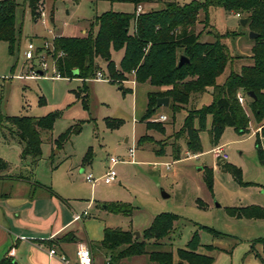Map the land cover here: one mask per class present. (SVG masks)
Instances as JSON below:
<instances>
[{"label":"rangeland","instance_id":"1","mask_svg":"<svg viewBox=\"0 0 264 264\" xmlns=\"http://www.w3.org/2000/svg\"><path fill=\"white\" fill-rule=\"evenodd\" d=\"M16 1L18 6L12 52L8 42L0 41V125L8 135L5 140L0 127V157L9 164L4 173L13 175L23 172L51 187L64 198L76 202L79 211L89 201V215L84 223L94 241L102 237L105 226L141 233L157 214L169 212L179 217L157 249L172 250L173 264H188L180 262L175 252L177 248L185 247L196 230L201 244L213 247L210 251L204 247L198 249L200 253L213 257L211 264H264L261 244H255L249 252L251 241L264 237V219H236L226 212L232 206H264V163L260 161L256 150L259 138L264 152V136L254 131L257 127L261 131L264 119L260 123L255 122L244 104L250 118L249 131L239 134L234 128L225 127L217 145L223 146L228 159L217 160L211 151L214 145L210 142L208 132L212 116L207 115L205 126L199 131L202 152L199 155L190 151L186 154L185 141L182 137H176V131L183 124L188 109L211 103V94H192L189 103L176 112H172L169 106L158 107L149 121H154L153 118L161 113L166 115L163 121L165 130L159 133L146 129L145 122L140 120L145 111L147 92L156 88L147 82L136 83L133 73L123 79H115L113 83L108 77L105 62L98 59L104 80L93 77L82 81L77 77L63 78L55 75L51 57L55 35L82 36L95 16L105 11L133 13V3L43 0L37 18L33 19L27 0ZM177 1L183 4L192 0ZM146 4L141 5L147 11ZM158 5L154 9L161 8L163 3ZM40 11H43V16ZM239 17L234 12L211 6L208 8V19L200 12L195 23L194 31L199 34L200 41H213L217 35L226 46L230 60L216 79L217 82H222L230 69L238 70L241 65L250 62L253 39L248 37L247 25L242 26ZM28 43L34 45V56L31 59L25 58ZM111 53L112 60L118 66L122 51ZM38 67L42 69V74L36 72ZM83 86L85 92H82ZM84 93L87 95L86 108L81 100ZM55 111L59 112V116L52 129L40 130L42 153L31 169L29 160L21 161L19 141L9 137L5 129L8 124L3 117H41ZM114 120H120L119 125L111 126ZM77 123L80 124V130L72 132L68 140L58 148L54 142L58 135ZM146 133L150 136L147 137L149 140L138 143L137 139ZM174 145L180 147L177 160L171 155ZM130 147L134 149L132 158L128 157ZM88 152L90 160L83 163ZM110 156L120 161L115 165L117 181L107 184L101 177ZM224 167L237 169L244 184H240L232 172L225 171ZM209 168L212 169L211 189L207 188L204 181ZM89 173L92 182L85 180V175ZM162 191L168 197H163ZM113 201L129 203L132 213L116 214L102 209L101 203ZM216 203L220 207H216ZM201 224L232 236L215 237L207 231L199 230L198 225ZM108 254L109 260L111 252ZM116 264L155 263L143 254L123 258Z\"/></svg>","mask_w":264,"mask_h":264},{"label":"trees","instance_id":"2","mask_svg":"<svg viewBox=\"0 0 264 264\" xmlns=\"http://www.w3.org/2000/svg\"><path fill=\"white\" fill-rule=\"evenodd\" d=\"M131 2L135 8L145 3H163L159 9H150L136 13L105 11L95 16L91 25L82 36L53 37L51 57L55 72L59 77H77L82 80L93 78L100 66L98 59L106 64V71L111 82L125 77L134 71L136 83H149L155 90L147 92L146 107L140 120L145 122L146 129L164 132V122L149 121L157 108V97H168L172 112L184 108L189 103L192 94H200L211 87V103L200 108L188 109L183 124L176 131V137L185 141L186 151L201 153L199 131L205 126L207 115L212 116V124L208 132L212 145L217 144L225 127L234 128L239 134L249 131V116L244 106L238 102L237 95L246 97V106L250 110L255 122L264 119V0H192L180 4L177 0H110ZM43 0H27L31 16L37 18L40 4ZM16 0H0V41L9 44L10 52L15 42V12ZM221 7L224 10L238 13L247 18L248 31L258 33L251 46L250 62L243 64L238 70L230 69L222 82L216 79L226 69L230 60L226 46L216 35L213 41H200L199 34L194 31L198 15L203 12L208 19V8ZM130 28L132 31L130 32ZM236 34V33H234ZM122 51L119 65L116 66L111 58L112 51ZM180 55L188 58V62L177 65ZM164 87V89H162ZM85 92V87H82ZM248 92L253 93L249 97ZM78 97H81L77 93ZM87 95L81 98L86 108ZM59 112L48 113L45 116H5L8 127L5 128L21 144L20 159H31L30 164L36 165L41 156L40 130H50ZM120 120H114L111 126L119 125ZM2 129V136L6 140L8 135ZM80 124L70 126L55 139L59 148L72 132H78ZM264 136V126L261 132ZM148 134L139 137L138 143L149 140ZM256 150L258 157L264 163V152L257 138ZM160 154L161 152L156 151ZM180 147L174 145L171 155L179 159ZM90 160L89 152L84 161ZM9 164L0 157V172L7 170ZM231 171L234 178L242 183L235 168L224 167ZM212 169L204 175L208 189L212 187ZM18 177L28 178L20 174ZM107 210L116 214L130 215L132 207L125 202H109ZM226 212L240 218H264V206L248 205L242 207H228ZM178 215L162 212L157 214L150 225L144 229L139 237L131 230L119 227H104L100 245L111 252L109 262L138 255H147L149 261L155 264H173V251L157 249L173 229ZM199 229L218 237L226 234L212 227L199 225ZM65 240V239H64ZM69 240V239H68ZM255 244H261L264 249V237H258L251 242L250 251ZM204 247L208 251L213 247L202 245L198 231H194L184 248H177L176 255L180 262L188 264H211L213 257L200 253L198 249ZM116 251L115 254L112 252ZM260 257L258 253L255 254ZM0 264H15L9 257H3Z\"/></svg>","mask_w":264,"mask_h":264},{"label":"crops","instance_id":"3","mask_svg":"<svg viewBox=\"0 0 264 264\" xmlns=\"http://www.w3.org/2000/svg\"><path fill=\"white\" fill-rule=\"evenodd\" d=\"M156 6H159L158 3L145 5L148 10L154 9ZM136 9L137 7L134 10L135 12H137ZM143 11L146 10L140 5L139 12ZM204 93L211 94V87L206 88L202 95ZM259 129L257 127L254 131L259 134L261 132ZM261 136L263 135L261 134ZM19 145L21 151V144L19 143ZM187 152L185 151L186 154ZM199 154L195 153V155ZM216 159L223 160L217 157ZM28 160L32 169L33 166L30 164L31 159L29 157L21 161L27 162ZM82 162L86 163L84 158ZM5 171L0 172V260L3 257H9L15 264H78L76 256L77 246L86 244L91 251L92 264H111L108 260L109 251L100 245L102 237L98 241H94L84 223L85 218L89 215L88 207L91 205L89 201L84 208L87 209V215L82 217L80 221L73 220V214L81 212L76 202L64 198L51 187L38 182L30 176H27L28 178L18 177L20 174L25 176L26 174L23 172L10 175L5 174ZM107 203L109 202H103L106 205ZM216 207H220V204ZM102 209L108 211L107 207H102ZM229 216L246 220L260 219ZM217 231L222 232L220 230ZM222 233L226 234L224 236H232L226 232ZM50 249H54L55 252L50 254ZM102 257H104L103 261ZM262 260L264 259L262 258Z\"/></svg>","mask_w":264,"mask_h":264},{"label":"built area","instance_id":"4","mask_svg":"<svg viewBox=\"0 0 264 264\" xmlns=\"http://www.w3.org/2000/svg\"><path fill=\"white\" fill-rule=\"evenodd\" d=\"M137 12L139 13L140 11V5L137 7ZM39 12V11H38ZM41 16H43V11H40ZM236 16L239 17V14L236 13ZM47 46V44H45ZM34 45L32 43H28L27 45V49L25 51V58L26 59H31L34 56ZM131 73L134 74V71H132ZM56 77H59V75L55 74ZM94 79L96 80H104V76L102 74L101 71H98L96 73V75L94 76ZM237 99L238 102L241 105H244L246 102V97H244L242 94H238L237 95ZM156 121H164L166 119V116L164 114H160L159 116L153 118ZM211 151L213 152L214 156L217 158H221L223 160H226L228 158V154L226 152H224L223 146L222 145H215L213 146V148L211 149ZM189 152H187L188 154ZM134 154V149L132 147L129 148V153H128V157L132 158ZM120 160L115 157V156H110L108 158V162H107V167L105 169V172L103 173L101 179L107 183V184H111L115 181H117V175H116V171H115V165L117 162H119ZM85 180L92 182V177L91 174H87L85 175ZM85 215H87V209H84L81 212L78 213H74L73 214V220H78L80 221L82 219V217H84ZM50 254H53L55 252L54 249H50L49 250ZM76 256H77V260H78V264H92V256H91V251L89 249V247L86 244H80L77 246L76 249Z\"/></svg>","mask_w":264,"mask_h":264},{"label":"water","instance_id":"5","mask_svg":"<svg viewBox=\"0 0 264 264\" xmlns=\"http://www.w3.org/2000/svg\"><path fill=\"white\" fill-rule=\"evenodd\" d=\"M239 21H240V24L242 25V26H245L246 25V22H247V18H245V17H241V18H239ZM258 36V33H256V32H254V31H252V30H250L249 32H248V37L250 38V39H254L255 37H257ZM189 60H188V58L186 57V56H184V55H180L179 56V59H178V62H177V65L178 66H181L183 63H185V62H188ZM36 72L37 73H39V74H42L43 72H42V69L40 68V67H38L37 69H36ZM249 97H253V93L252 92H248V94H247ZM168 104H169V98L168 97H157L156 98V107H160V106H168ZM161 195L163 196V197H168V194H166L164 191H162L161 192ZM216 206H219V204H217L216 203ZM102 207L103 208H106L107 207V205L106 204H102ZM134 234H135V236L136 237H139V232H134Z\"/></svg>","mask_w":264,"mask_h":264}]
</instances>
